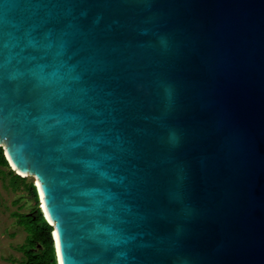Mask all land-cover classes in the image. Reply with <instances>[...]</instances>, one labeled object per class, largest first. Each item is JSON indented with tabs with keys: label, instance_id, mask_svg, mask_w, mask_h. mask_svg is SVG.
Here are the masks:
<instances>
[{
	"label": "water",
	"instance_id": "95a60500",
	"mask_svg": "<svg viewBox=\"0 0 264 264\" xmlns=\"http://www.w3.org/2000/svg\"><path fill=\"white\" fill-rule=\"evenodd\" d=\"M0 147L57 264H264V0H0Z\"/></svg>",
	"mask_w": 264,
	"mask_h": 264
},
{
	"label": "flooded vegetation",
	"instance_id": "af4514ba",
	"mask_svg": "<svg viewBox=\"0 0 264 264\" xmlns=\"http://www.w3.org/2000/svg\"><path fill=\"white\" fill-rule=\"evenodd\" d=\"M3 153L5 155L4 149H3ZM5 168L6 170H3ZM0 179L2 180V186L4 187L5 190H9L13 193L25 192L26 195L30 198L29 201L35 202L36 204L35 207L30 212H21L20 209L22 207L20 206L19 210L10 213V217L13 218L14 221L10 224V226L5 227V231L8 232L9 237L14 238L17 236V233L11 232V230L19 228L22 233L25 232V236H24V242L17 248L16 247L14 248L16 251L20 252L21 254L20 257L18 258L17 256H15V254L13 255L11 254V252H8L6 253L8 254L6 257L3 256V260L8 264H51L49 259V254L47 252L48 251L47 245L43 242L42 238L34 236V232H33V230H36L38 234L43 233L39 231V229H41L40 227L41 224H39L38 222L36 223V227H35V221H33V219L37 217L39 210L42 212L41 206L38 207L40 204V199L38 197L37 202L35 201L30 188L32 184L36 188V184H34L33 181L28 180V177H23L19 175L11 167L10 164L8 166L0 165ZM24 197L25 195L20 196V198H24ZM36 207L39 210H37ZM47 223L49 224L48 221ZM0 227L2 226L0 225ZM53 248H54V244H53ZM54 259H55L54 260L55 264H57L55 249H54Z\"/></svg>",
	"mask_w": 264,
	"mask_h": 264
},
{
	"label": "rangeland",
	"instance_id": "374dc122",
	"mask_svg": "<svg viewBox=\"0 0 264 264\" xmlns=\"http://www.w3.org/2000/svg\"><path fill=\"white\" fill-rule=\"evenodd\" d=\"M3 170H6L3 169ZM28 180L33 181L36 184V180L33 177H28ZM24 196V198H20V196ZM0 264H8L3 260V256L6 257L8 252L11 254H15L18 258L20 257V252L16 251L14 248L20 246L24 242L25 232H21L19 228L12 229L11 232H16L17 236L12 238L9 237L8 232L5 231V227L10 226V224L14 221L13 218L10 217L11 212H15L19 210L21 212H30L35 207V202H30V198L26 195L25 192L13 193L9 190H5L2 186V180L0 179ZM16 202V203H15ZM39 204L38 207H40ZM12 247V248H11ZM5 254V255H4Z\"/></svg>",
	"mask_w": 264,
	"mask_h": 264
},
{
	"label": "trees",
	"instance_id": "16d2710c",
	"mask_svg": "<svg viewBox=\"0 0 264 264\" xmlns=\"http://www.w3.org/2000/svg\"><path fill=\"white\" fill-rule=\"evenodd\" d=\"M0 165H5V166L9 165L5 155L3 153L2 148H0ZM30 188H31V192L33 194V197H34L35 201L37 202L38 196H37L36 188L33 184L30 186ZM36 209L39 210L37 207H36ZM33 221H35V227H36V223L39 222V224H41V226H40L41 229H39V231L43 232L41 234H38V232L36 230H33L34 236L43 239V242L47 245V249H48L47 252L49 254L50 263L55 264L53 239H52V235H51V233L53 232V227L47 223L43 213L40 210L37 214V217L35 219H33Z\"/></svg>",
	"mask_w": 264,
	"mask_h": 264
}]
</instances>
